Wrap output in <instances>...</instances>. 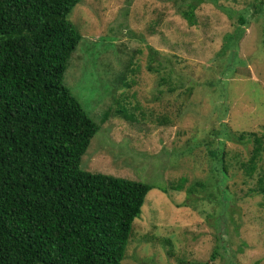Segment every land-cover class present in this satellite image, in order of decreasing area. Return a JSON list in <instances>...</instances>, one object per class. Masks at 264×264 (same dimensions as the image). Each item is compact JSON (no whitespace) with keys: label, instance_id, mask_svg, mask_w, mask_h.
I'll return each instance as SVG.
<instances>
[{"label":"rangeland","instance_id":"obj_1","mask_svg":"<svg viewBox=\"0 0 264 264\" xmlns=\"http://www.w3.org/2000/svg\"><path fill=\"white\" fill-rule=\"evenodd\" d=\"M69 19L83 39L64 82L100 127L81 168L154 186L122 264H264V154L249 175L254 144L238 139L264 134V0H80ZM150 47L164 51L160 74L146 69ZM119 97L127 117L110 108ZM219 140L226 171L209 152ZM219 180L222 200L235 202L221 229L208 216L220 210ZM218 235L230 246L211 260Z\"/></svg>","mask_w":264,"mask_h":264},{"label":"trees","instance_id":"obj_2","mask_svg":"<svg viewBox=\"0 0 264 264\" xmlns=\"http://www.w3.org/2000/svg\"><path fill=\"white\" fill-rule=\"evenodd\" d=\"M79 2L0 0V264H122L134 221L154 187L80 166L100 127L64 82L70 59L83 39L69 19ZM191 6L186 15L195 24ZM239 18L245 22V12ZM159 25L153 23L152 30ZM150 52L146 69L162 73L165 65L155 56L164 51L150 47ZM133 60L130 65L137 63ZM135 71L130 69L132 75ZM134 82L126 84L127 90ZM132 97L140 100L137 92ZM113 101L111 110L115 112L116 105L117 112L127 117L121 97ZM108 115L105 112L104 118ZM238 139L254 144L244 163L253 175L264 154V134L243 131ZM223 142L209 150L219 171H226ZM184 181L174 188L182 189ZM196 184L206 187L204 182ZM220 186L221 180L214 184L220 194L213 200L220 210L208 214L215 217L218 229L235 205L222 200ZM188 191L196 189L191 186ZM258 192L264 196V175ZM219 236L211 260L230 246Z\"/></svg>","mask_w":264,"mask_h":264}]
</instances>
